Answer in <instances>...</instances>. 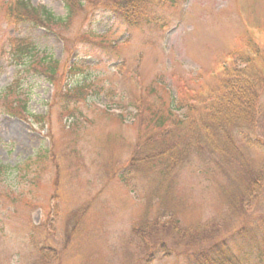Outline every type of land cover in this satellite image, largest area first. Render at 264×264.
<instances>
[{
    "label": "rangeland",
    "instance_id": "374dc122",
    "mask_svg": "<svg viewBox=\"0 0 264 264\" xmlns=\"http://www.w3.org/2000/svg\"><path fill=\"white\" fill-rule=\"evenodd\" d=\"M12 1L0 0V92L20 70L10 59L14 41L31 42L61 72L74 59L82 64L62 88L42 76L22 79L23 119L6 113L8 103L0 101V165L15 168L0 177V264H189L199 236L193 247L179 235L165 240L170 256L155 254L150 263L158 246L136 238L133 229L172 211L182 230L214 224L227 239L264 218V192L247 221L228 207L232 177L215 173L218 160L209 155L190 157L160 190L155 172L126 167L145 110L165 115L173 97L199 106L193 98L218 84L228 56L247 51V38L264 53V0H173L154 10L159 23L137 28L115 22L102 6L112 0H89L63 27L8 21ZM28 1L65 17L61 0ZM90 31L104 33L102 47L87 44ZM73 82L85 89L76 102L64 92ZM260 103L264 112V92ZM240 149L253 170L264 172V147Z\"/></svg>",
    "mask_w": 264,
    "mask_h": 264
},
{
    "label": "trees",
    "instance_id": "16d2710c",
    "mask_svg": "<svg viewBox=\"0 0 264 264\" xmlns=\"http://www.w3.org/2000/svg\"><path fill=\"white\" fill-rule=\"evenodd\" d=\"M61 1L65 7L64 18H55L44 8H33L28 0H15L12 1V8L7 11V20L38 23L39 27L42 23L53 27L68 26L74 14L89 2ZM170 1L173 0H112L104 2L102 6L114 16L116 23H127L137 28L149 25L152 19L159 23L154 10L166 4L175 5ZM85 37L87 44L97 46L95 40L103 39V34L98 36L90 31ZM102 42L98 44L100 47L103 46ZM247 45L248 51L235 55L232 62L223 68L215 87L206 88L205 96L193 98L199 106L183 103L181 97H173L165 115L155 110H145L148 118L140 123V142L126 166L134 174L144 169L155 172V186L160 190L173 180L178 169L190 157L209 155L218 160L212 164L215 173H226L232 177L228 182L232 180L233 186L226 187L228 207L245 221L251 217L249 214L259 200V195L264 192L263 168L253 170L240 149L264 147V112L260 103L264 92V53L250 38H247ZM77 53L74 52V58L78 56ZM10 59L20 70L16 72L11 84L0 92V101L8 103L6 113L22 119L28 102L22 90V79L42 76L52 86L62 88L63 84H68V81L80 75L76 71L80 70L82 64L74 59L61 72L58 61L44 53L40 56L31 42L19 41H14L11 46ZM73 83L65 86L69 90L64 89V92L68 100L74 99L76 102L82 98L85 89L84 84ZM207 96L208 100L205 99ZM181 111L183 114L178 115ZM42 121L43 118H38V122ZM257 132L259 136L254 134ZM223 164H226L225 168ZM14 171L15 168L0 165V177H8ZM170 212L163 214L167 219L158 218L151 222L143 219L133 229L136 238L143 241L148 239L152 245L150 247L158 246L159 252L149 253L148 262L155 259V254L169 257V247L165 240L179 235L180 240L188 242L192 247L195 246L193 236L200 237L193 247L195 251L187 254L189 264H248L252 259L257 264H264V218L242 225L229 238L220 239L221 228L214 224L198 226L195 233L192 228L182 230L175 214ZM33 230L34 227L30 229L31 238L35 232ZM39 253L45 254L43 250Z\"/></svg>",
    "mask_w": 264,
    "mask_h": 264
}]
</instances>
